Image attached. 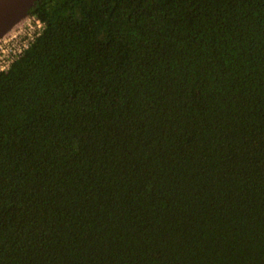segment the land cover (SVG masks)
<instances>
[{
  "label": "trees",
  "instance_id": "16d2710c",
  "mask_svg": "<svg viewBox=\"0 0 264 264\" xmlns=\"http://www.w3.org/2000/svg\"><path fill=\"white\" fill-rule=\"evenodd\" d=\"M0 73V264H264V0H38Z\"/></svg>",
  "mask_w": 264,
  "mask_h": 264
},
{
  "label": "built area",
  "instance_id": "2783aa9c",
  "mask_svg": "<svg viewBox=\"0 0 264 264\" xmlns=\"http://www.w3.org/2000/svg\"><path fill=\"white\" fill-rule=\"evenodd\" d=\"M44 28L45 25L39 18L29 15L0 39V73L10 69L15 60L41 35Z\"/></svg>",
  "mask_w": 264,
  "mask_h": 264
},
{
  "label": "water",
  "instance_id": "95a60500",
  "mask_svg": "<svg viewBox=\"0 0 264 264\" xmlns=\"http://www.w3.org/2000/svg\"><path fill=\"white\" fill-rule=\"evenodd\" d=\"M38 0H0V39L25 20Z\"/></svg>",
  "mask_w": 264,
  "mask_h": 264
}]
</instances>
